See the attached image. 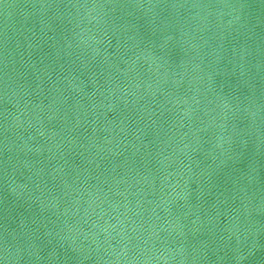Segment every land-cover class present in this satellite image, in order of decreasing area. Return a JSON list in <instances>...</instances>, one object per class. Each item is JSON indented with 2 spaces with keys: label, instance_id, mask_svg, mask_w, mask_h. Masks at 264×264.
<instances>
[{
  "label": "water",
  "instance_id": "1",
  "mask_svg": "<svg viewBox=\"0 0 264 264\" xmlns=\"http://www.w3.org/2000/svg\"><path fill=\"white\" fill-rule=\"evenodd\" d=\"M0 264H264V0H0Z\"/></svg>",
  "mask_w": 264,
  "mask_h": 264
}]
</instances>
